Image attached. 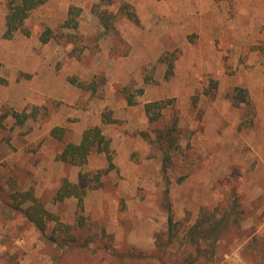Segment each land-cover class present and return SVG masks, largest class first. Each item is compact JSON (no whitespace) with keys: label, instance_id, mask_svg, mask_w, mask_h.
I'll use <instances>...</instances> for the list:
<instances>
[{"label":"rangeland","instance_id":"374dc122","mask_svg":"<svg viewBox=\"0 0 264 264\" xmlns=\"http://www.w3.org/2000/svg\"><path fill=\"white\" fill-rule=\"evenodd\" d=\"M7 11L0 0V264H264V0H47L10 38ZM169 99L150 123L145 104ZM175 115L176 147H160ZM95 125L114 167L104 152L58 158ZM66 179L82 199H57ZM205 211L229 215L210 255L188 235Z\"/></svg>","mask_w":264,"mask_h":264},{"label":"trees","instance_id":"16d2710c","mask_svg":"<svg viewBox=\"0 0 264 264\" xmlns=\"http://www.w3.org/2000/svg\"><path fill=\"white\" fill-rule=\"evenodd\" d=\"M47 0H7V15H6V30L4 36L7 38L12 37L16 32L22 31L24 29V24L26 19L30 16L32 11L44 4ZM126 13L134 20H137V15L135 12L128 10L127 5L123 6ZM71 14L75 13L72 9ZM104 24L108 30L115 29L114 24L109 20V16L103 17ZM67 26H76L77 22L73 16H70L66 21ZM52 37L51 28H47L43 34V40L48 41ZM170 73L173 71V63L170 64ZM6 80L0 77V85ZM143 92V89L140 90ZM240 101H246V95L240 94ZM127 99L130 104H135V94L128 93ZM173 100H159V101H149L145 104L146 113L148 115L150 123H156L159 121L163 115V109L167 108L169 103ZM14 117L21 123H23L28 117L27 112H16L12 113ZM9 113L0 114V125L3 124ZM178 116H174L172 121L164 126L158 128L157 131V143L160 147L175 148L177 143V129H178ZM106 122H112L113 119L106 116L104 119ZM52 135L56 138L63 140L65 135V128L55 127L52 130ZM104 152L110 161V167H114L113 163V152L111 148V138H109L103 131L101 125H95L87 128L82 135L80 142L69 141L64 146L63 150L59 154L58 158L65 162H70L72 164L82 165L87 162L88 157L93 152ZM167 156L164 158L168 159L169 154L167 150ZM85 190L80 188L77 184L70 182L69 180H64L63 184L58 190L57 199H64L68 196H78L80 199L83 198ZM33 204L25 210L28 217L36 223V225L41 229L45 230L46 218L49 216L50 212L46 210L43 204L32 194L29 193ZM228 213L222 216H216L214 212H203L200 217L194 222L188 229V235L190 237L191 243L195 244L199 249L200 254L207 253L208 255L215 252V244L220 240L224 229L227 228L229 223ZM208 242L211 245L210 249H204L202 245Z\"/></svg>","mask_w":264,"mask_h":264}]
</instances>
